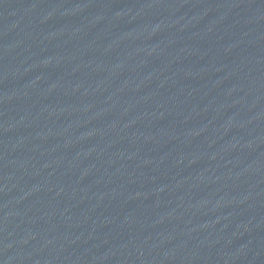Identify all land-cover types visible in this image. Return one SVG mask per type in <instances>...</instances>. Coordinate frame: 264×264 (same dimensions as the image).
<instances>
[{
    "label": "water",
    "instance_id": "water-1",
    "mask_svg": "<svg viewBox=\"0 0 264 264\" xmlns=\"http://www.w3.org/2000/svg\"><path fill=\"white\" fill-rule=\"evenodd\" d=\"M0 191L127 264H264V0H0Z\"/></svg>",
    "mask_w": 264,
    "mask_h": 264
}]
</instances>
